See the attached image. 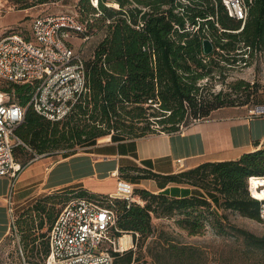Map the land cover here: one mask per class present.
<instances>
[{
    "label": "trees",
    "instance_id": "trees-1",
    "mask_svg": "<svg viewBox=\"0 0 264 264\" xmlns=\"http://www.w3.org/2000/svg\"><path fill=\"white\" fill-rule=\"evenodd\" d=\"M48 1L55 0H34L22 8ZM96 1L92 5L80 0L85 4L81 12L92 18L88 23L82 21L91 37L89 28L98 25L105 29L91 55L87 59L82 55L86 89L58 121L27 106L15 132L29 149L17 146L14 157L17 149L26 150L31 157L56 153L67 157L77 152L76 147L94 145L103 136L122 141L176 132L216 108L248 104L254 91L249 82L238 80L230 85L235 93H244L246 99L240 102L221 91L204 94L202 82L221 77L226 65L249 66L255 56H264V0H245V20L229 16L219 0ZM205 40L212 47L209 52L204 50ZM0 90H13L19 103L26 106L31 86L9 83ZM118 172L120 178L132 183L154 180L161 190L134 187L137 199L128 203L107 194L72 189L75 197H86L114 211L116 236L129 233L143 243L154 231L153 218L173 219L188 235L201 234L209 224L216 234L235 238L234 247L221 254L220 264H264V235L230 223L226 213L237 212L261 222L260 201L249 187L264 197V148L172 173L137 164L120 165ZM169 183L183 185L182 193L175 194L178 188L166 187ZM54 196L44 195V202L36 199L16 216L23 243L36 230L27 249L39 253V262L47 254L49 229L59 212L50 203L46 205ZM44 218L49 225L41 231ZM27 223L26 231L22 226ZM38 240H44L40 250ZM149 252L153 264H204L207 260L199 248L169 240ZM113 256L114 264H147L132 249Z\"/></svg>",
    "mask_w": 264,
    "mask_h": 264
},
{
    "label": "built area",
    "instance_id": "built-area-1",
    "mask_svg": "<svg viewBox=\"0 0 264 264\" xmlns=\"http://www.w3.org/2000/svg\"><path fill=\"white\" fill-rule=\"evenodd\" d=\"M219 1L229 16L245 20L248 9L245 0ZM31 33L33 40L21 32L0 36V80L31 86L26 106L13 99L4 100L3 93L0 96V176L11 179L6 196L11 231H16L12 195L25 166L16 162L14 149L19 145L29 149L15 130L24 118L26 107L31 106L38 114L58 121L69 113L86 89L81 50L73 46L74 37L82 41L91 38L84 22L73 13L40 14L32 19ZM263 111L264 106L249 110L250 114ZM41 156L35 154L30 161ZM177 162L179 166L183 165V161ZM249 191L257 198L250 187ZM107 195L128 203L137 199L134 184L120 177L116 179L114 191ZM258 200L259 217L264 223V199ZM114 230L116 215L113 210L86 197H73L61 207L51 223L47 254L36 264H114L113 253H122L128 248L123 249L120 244L124 234L116 236ZM23 263L34 264L24 258Z\"/></svg>",
    "mask_w": 264,
    "mask_h": 264
},
{
    "label": "crops",
    "instance_id": "crops-1",
    "mask_svg": "<svg viewBox=\"0 0 264 264\" xmlns=\"http://www.w3.org/2000/svg\"><path fill=\"white\" fill-rule=\"evenodd\" d=\"M247 104L224 106L194 120L176 132H160L122 141H106L50 161V156L33 159L19 173L12 200L25 204L41 193H48L67 184L93 193L114 191L120 165L148 166L161 173H172L206 161L236 159L245 152L264 148V111L250 114ZM110 137V136H109ZM177 160L183 161L179 166ZM10 177L0 176V244L10 234L6 196ZM153 192L161 189L151 179L133 183ZM181 194L183 185L169 183Z\"/></svg>",
    "mask_w": 264,
    "mask_h": 264
},
{
    "label": "rangeland",
    "instance_id": "rangeland-1",
    "mask_svg": "<svg viewBox=\"0 0 264 264\" xmlns=\"http://www.w3.org/2000/svg\"><path fill=\"white\" fill-rule=\"evenodd\" d=\"M34 0H0V36L3 34H7L10 32H21L24 33L27 38L33 40V36L31 33V22L32 19L37 15L43 14H55V13H73L78 19L84 21L86 23L92 21L89 19L91 17L88 14H84L81 12V8L85 7L84 2H80V0H55L48 1L45 3L35 4L28 8H22L26 2H33ZM90 4H96V0H89ZM88 21V22H87ZM100 25V24H99ZM95 27V28H94ZM89 29L92 30L93 35L87 41H82L78 37L73 38V46L75 49H80L81 54L86 59L91 55L94 46L97 42L104 36L105 29L101 26H94ZM223 74L221 77L213 76V78H209L208 80H204L202 84L205 86L203 89V93H217L221 91L222 93H228L227 97H231L236 99L237 101H245L246 97L243 92L238 91L235 93L233 89H230V85L233 82L238 80H243L249 82L253 85L254 91L252 92L249 100L248 106L249 108L255 109L256 106H264V56L258 55L252 59V62L249 66H241L240 64H234L232 66H225L223 70ZM9 83L0 80V89L4 87H8ZM3 93L4 100L10 101L15 100L19 102L18 98L15 96L13 90L8 93ZM109 136H103L98 138L97 143H104L109 141ZM84 150L83 148L76 147V151ZM21 151L19 149L16 150L15 160L19 162H29L33 157L28 155L29 152ZM66 150H61L64 152ZM46 156H41L39 159H43ZM63 157L61 153H56L50 155L49 160H58ZM119 175V174H118ZM72 184H67L58 189H54L48 193H41L37 197L29 200L25 204H18V208L16 212V216L19 215L21 210H24L30 204L36 201V199H40L44 195H56L54 198L47 201V206H53L54 211H58L61 209L63 204L67 202L69 199L75 197V193L72 190ZM135 187V186H134ZM72 191V192H71ZM100 195V194H99ZM254 195V194H253ZM44 202V199L41 198ZM42 202V203H43ZM53 203V204H51ZM227 220L230 223H233L239 227L245 228L257 235H264V223L260 221H256L253 219H249L246 217L240 216L237 212L226 211ZM19 217V216H18ZM180 217L176 216L175 218ZM38 220H35V224H37ZM44 227L41 231H46L47 226L49 225L48 220L44 218ZM29 223L23 224V228L29 230ZM152 225L154 228L153 233L143 242L140 240L135 241L132 239L129 241L128 248L132 249L135 252V255H139L141 260L147 262V264H153L152 258L150 256L149 249L156 248L160 244L166 243V241H172L174 243L179 244H188L193 245L204 252L207 256V260L204 264H220V257L223 252H226L229 248H233L234 236H222L215 233L213 227L209 224L205 225L204 231L199 235H188L186 231L180 229L173 219L168 218H153ZM20 226L18 223L16 224V231H11L7 238L0 244V264H24L23 258L26 262L31 261V263L39 262V253L31 254L27 249L30 247L29 239L35 232H32V235L28 236L27 242L24 243L21 241L23 236L19 231ZM40 232V230H37ZM131 234L129 233H123ZM38 242V249H42L41 242ZM159 244V245H157ZM126 251V250H124Z\"/></svg>",
    "mask_w": 264,
    "mask_h": 264
},
{
    "label": "bare ground",
    "instance_id": "bare-ground-1",
    "mask_svg": "<svg viewBox=\"0 0 264 264\" xmlns=\"http://www.w3.org/2000/svg\"><path fill=\"white\" fill-rule=\"evenodd\" d=\"M113 3V2H112ZM117 6L115 3L112 4V6ZM0 96H1V92H0ZM254 194V193H253ZM254 196H256L258 199H264V197L262 196H257L254 194ZM129 241H130V236L128 234H124L121 236V239H120V244H121V247L123 249L127 248L128 247V244H129Z\"/></svg>",
    "mask_w": 264,
    "mask_h": 264
},
{
    "label": "water",
    "instance_id": "water-1",
    "mask_svg": "<svg viewBox=\"0 0 264 264\" xmlns=\"http://www.w3.org/2000/svg\"><path fill=\"white\" fill-rule=\"evenodd\" d=\"M211 49H212V47H211L209 41L205 40L204 41V50H205V52H209Z\"/></svg>",
    "mask_w": 264,
    "mask_h": 264
}]
</instances>
